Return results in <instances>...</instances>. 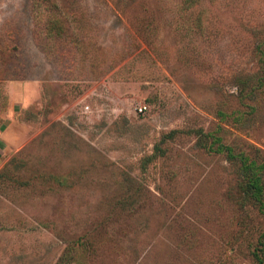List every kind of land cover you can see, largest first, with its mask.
Returning <instances> with one entry per match:
<instances>
[{
  "label": "rangeland",
  "instance_id": "374dc122",
  "mask_svg": "<svg viewBox=\"0 0 264 264\" xmlns=\"http://www.w3.org/2000/svg\"><path fill=\"white\" fill-rule=\"evenodd\" d=\"M10 99L0 264H257L210 144L264 158V0H0Z\"/></svg>",
  "mask_w": 264,
  "mask_h": 264
},
{
  "label": "trees",
  "instance_id": "16d2710c",
  "mask_svg": "<svg viewBox=\"0 0 264 264\" xmlns=\"http://www.w3.org/2000/svg\"><path fill=\"white\" fill-rule=\"evenodd\" d=\"M210 148L226 153L228 161L236 165L239 179L235 198L241 204L244 202L245 205L252 206L264 217V158L258 160L256 155L250 156L244 149L221 142L218 137L213 138ZM83 244L84 242L78 241L77 246L67 248L59 259V264H69L76 248ZM251 255L257 264L264 263V231L259 236Z\"/></svg>",
  "mask_w": 264,
  "mask_h": 264
},
{
  "label": "crops",
  "instance_id": "0c3cea01",
  "mask_svg": "<svg viewBox=\"0 0 264 264\" xmlns=\"http://www.w3.org/2000/svg\"><path fill=\"white\" fill-rule=\"evenodd\" d=\"M11 100V99H10ZM10 106L5 113H0V157L5 152L11 134L12 119L14 114V101L11 100Z\"/></svg>",
  "mask_w": 264,
  "mask_h": 264
},
{
  "label": "built area",
  "instance_id": "2783aa9c",
  "mask_svg": "<svg viewBox=\"0 0 264 264\" xmlns=\"http://www.w3.org/2000/svg\"><path fill=\"white\" fill-rule=\"evenodd\" d=\"M84 110V112H89L90 111V107H89V105H86V106H84V108H83ZM136 109L138 110V112H140V113H144L145 112V110L147 109V106L145 105V104H139L138 106H136Z\"/></svg>",
  "mask_w": 264,
  "mask_h": 264
}]
</instances>
